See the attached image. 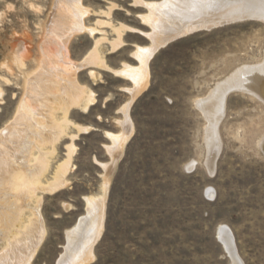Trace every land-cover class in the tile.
I'll return each mask as SVG.
<instances>
[{"label":"rangeland","instance_id":"rangeland-1","mask_svg":"<svg viewBox=\"0 0 264 264\" xmlns=\"http://www.w3.org/2000/svg\"><path fill=\"white\" fill-rule=\"evenodd\" d=\"M81 1L89 14L78 12V0H0V143L17 115L27 117L34 108L28 79L43 67L56 71L64 54L78 65L79 87L97 100L86 113L70 110L69 118L85 130L74 141L76 131H68L56 144L46 180L73 144L68 184L33 200L41 201L46 233L28 264L59 263L68 232L87 213L88 197L100 198L104 207L89 264H234L221 227L228 228L241 264H264V102L240 90L227 95L213 169L210 123L200 108L237 71L264 63V21L196 30L160 47L149 62L148 87L133 98L132 83L114 71L138 66L137 46L151 45L145 19L154 15L147 5L166 0ZM104 12L128 28L114 53L101 47L109 70L83 64L100 35L74 29L81 17L85 28L115 39L98 24L107 20ZM28 216L15 222L10 238ZM3 240L0 257L11 254Z\"/></svg>","mask_w":264,"mask_h":264},{"label":"bare ground","instance_id":"bare-ground-1","mask_svg":"<svg viewBox=\"0 0 264 264\" xmlns=\"http://www.w3.org/2000/svg\"><path fill=\"white\" fill-rule=\"evenodd\" d=\"M135 2L140 3L139 0ZM77 6L79 13L89 14L81 0H78ZM147 6L154 15L150 20L145 19L152 29L148 34L151 45L137 46L133 56L137 59L138 66L125 64L121 69L114 71L117 76L132 83L130 93L133 98L148 87L149 62L160 47L196 30L210 29L238 19L257 18L264 21V0H166L163 4ZM104 14L107 15V20H98V24L110 30L115 39L111 40L106 31L101 29L85 28L81 17L74 29L76 32L85 31L91 36L100 35L95 38L94 47L83 59V64L109 70L101 47L107 44L110 46V54L114 53L124 44L128 28L115 25L111 14ZM206 15L210 17H204ZM193 16L198 17V20ZM56 66V71L43 67L28 79V95L34 108L28 112L27 117L22 118L19 113L15 123L2 132L4 135L1 141L7 144L0 143V224L3 225V228L0 227V241H7L11 254L0 257V264H28L36 254L46 230L41 214V201H37L36 205L33 200L39 193L41 195L59 192L68 184L67 176L74 153L73 144L67 147L66 160L60 162L52 176L46 180L51 159L56 155V144L61 138L68 136V131H76V134L70 137L74 141L85 130L69 118L71 108L86 113L97 103L93 92L88 91L90 93L87 95L82 86L79 87L80 84L78 85L74 77L78 65L70 62L66 54L58 58ZM90 75L95 76V72L91 71ZM233 90L249 93L264 102V63L237 71L218 85L212 96L207 101L204 99L206 102L200 106L210 123L207 130L208 166L212 169L221 150L217 126L224 115L225 99ZM128 111L129 105H126L123 113L127 116ZM259 147L264 152V138ZM86 202L87 213L78 225L68 232L65 254L58 264H89L93 259L94 246L103 230L104 207L100 198L88 197ZM27 214L29 216L23 225L24 228L18 229L10 238L9 233L15 222H19ZM220 238L230 251L234 264H241L235 255L227 227L220 228ZM18 256L22 257L17 261Z\"/></svg>","mask_w":264,"mask_h":264},{"label":"water","instance_id":"water-1","mask_svg":"<svg viewBox=\"0 0 264 264\" xmlns=\"http://www.w3.org/2000/svg\"><path fill=\"white\" fill-rule=\"evenodd\" d=\"M252 20H256V19H252ZM242 21H246V20H239V19H238L237 21L232 22V23L242 22ZM229 24H231V23H225V24H222V25H220V26H218V27L226 26V25H229ZM215 28H217V27H215ZM212 29H214V28H211L210 30H212ZM263 154H264V152H263Z\"/></svg>","mask_w":264,"mask_h":264}]
</instances>
